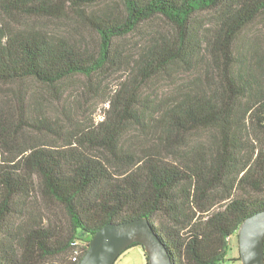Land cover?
<instances>
[{
  "label": "trees",
  "instance_id": "1",
  "mask_svg": "<svg viewBox=\"0 0 264 264\" xmlns=\"http://www.w3.org/2000/svg\"><path fill=\"white\" fill-rule=\"evenodd\" d=\"M68 8L94 39L13 25ZM0 16L18 93L0 103V263L79 264L99 229L141 217L172 264L231 259L264 209V0H0ZM80 90L100 121L79 119Z\"/></svg>",
  "mask_w": 264,
  "mask_h": 264
},
{
  "label": "water",
  "instance_id": "2",
  "mask_svg": "<svg viewBox=\"0 0 264 264\" xmlns=\"http://www.w3.org/2000/svg\"><path fill=\"white\" fill-rule=\"evenodd\" d=\"M238 240L243 264H264V209L242 221ZM134 243L143 245L148 254L147 264H172L165 244L146 217L103 226L92 237L79 264H115Z\"/></svg>",
  "mask_w": 264,
  "mask_h": 264
},
{
  "label": "rangeland",
  "instance_id": "3",
  "mask_svg": "<svg viewBox=\"0 0 264 264\" xmlns=\"http://www.w3.org/2000/svg\"><path fill=\"white\" fill-rule=\"evenodd\" d=\"M1 17V16H0ZM14 26L17 27H41L48 33H51L53 35H66L74 38H82L83 40H91L94 39V35L89 31L86 24L76 15L73 13L71 9H67L65 14H62L61 16H55V17H44V18H20L19 20H16L13 22ZM161 25H164L166 28V23L164 21H161ZM135 40L138 39V36L135 35L133 37ZM122 75L117 74L110 77L108 80V89L116 88L118 82L120 81ZM166 83H162V85H165ZM8 87L6 85L0 84V103L1 104H14L16 105L17 101V95L16 92L17 88L13 86ZM13 90V91H12ZM31 90L35 92H40L44 96V100L47 103L56 104L54 102L53 97L51 96V93L44 87L35 85L31 88ZM31 96V94L29 95ZM31 98L32 100H35L37 98V94H33L32 97H28V99ZM77 99L79 100L80 104L83 106L81 108V111H79V119L83 121V123H91L92 120L95 122L100 121L103 118V111L105 104L104 103H98L96 102V99L89 98L88 95H84L82 90L78 92ZM87 101V102H86ZM52 106V105H51ZM59 106L60 103H59ZM26 135L31 134V136L35 135V133L31 132L30 130L25 131ZM40 138H44L43 135L37 133ZM132 134V132L130 133ZM128 134L125 138V142H128L129 135ZM25 136V135H24ZM193 143L198 144L199 148H202L204 151H208L210 149V146H212L211 142L212 137L209 135V133L200 131L196 133L194 136ZM24 139V138H23ZM127 139V140H126ZM257 143V141L255 142ZM61 212V211H60ZM61 216L64 217V213L61 212ZM230 257L233 259L236 255L239 254V240L238 235L232 236L231 238V250L229 253ZM115 264H147V257L145 254V250L141 245H136L128 249L123 253V255L117 259ZM228 264H232V262H229Z\"/></svg>",
  "mask_w": 264,
  "mask_h": 264
},
{
  "label": "built area",
  "instance_id": "4",
  "mask_svg": "<svg viewBox=\"0 0 264 264\" xmlns=\"http://www.w3.org/2000/svg\"><path fill=\"white\" fill-rule=\"evenodd\" d=\"M229 262H232V264H243L240 254L236 255L233 259H229L226 262H223L222 264H228Z\"/></svg>",
  "mask_w": 264,
  "mask_h": 264
}]
</instances>
